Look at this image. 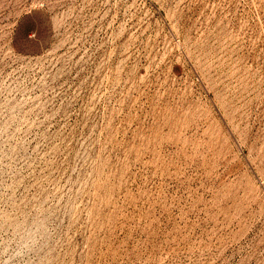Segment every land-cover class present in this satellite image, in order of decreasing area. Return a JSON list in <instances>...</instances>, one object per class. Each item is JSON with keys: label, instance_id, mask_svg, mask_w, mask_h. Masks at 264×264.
<instances>
[{"label": "rangeland", "instance_id": "1", "mask_svg": "<svg viewBox=\"0 0 264 264\" xmlns=\"http://www.w3.org/2000/svg\"><path fill=\"white\" fill-rule=\"evenodd\" d=\"M0 264H264V0H0Z\"/></svg>", "mask_w": 264, "mask_h": 264}]
</instances>
